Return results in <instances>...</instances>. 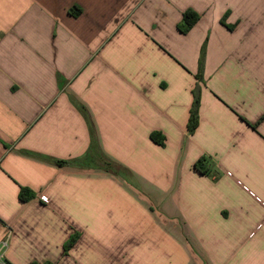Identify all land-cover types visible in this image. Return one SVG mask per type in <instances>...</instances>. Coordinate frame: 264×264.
I'll return each mask as SVG.
<instances>
[{"label": "crops", "instance_id": "crops-1", "mask_svg": "<svg viewBox=\"0 0 264 264\" xmlns=\"http://www.w3.org/2000/svg\"><path fill=\"white\" fill-rule=\"evenodd\" d=\"M3 241L7 264H264V0H0Z\"/></svg>", "mask_w": 264, "mask_h": 264}, {"label": "trees", "instance_id": "trees-1", "mask_svg": "<svg viewBox=\"0 0 264 264\" xmlns=\"http://www.w3.org/2000/svg\"><path fill=\"white\" fill-rule=\"evenodd\" d=\"M79 13H80V10L78 8H72L69 11V14H71L73 16H77ZM196 20H197L196 15L193 12H191V11L185 12L183 14L182 22L179 26V30H181L182 32H186L196 22ZM198 107H199V89L197 87H195L193 89V102H192L190 116H189V120H188V124H187L188 133H193L195 128L197 127V124H198ZM150 138L153 142H155L159 145L162 144L161 140L157 137L156 134H151ZM56 164L61 166V165L68 164V162L57 161ZM194 168L199 173H205V171H206L204 169V167L202 166V163L200 161H198L195 164ZM18 197H19V200L21 202H26L31 198V195H29V193H27V191L25 189H20ZM77 238L78 237L76 235H73L69 238V240L63 246L64 253H66L73 246V244L76 242ZM32 264H36V263H32ZM43 264H51V263H43Z\"/></svg>", "mask_w": 264, "mask_h": 264}, {"label": "built area", "instance_id": "built-area-1", "mask_svg": "<svg viewBox=\"0 0 264 264\" xmlns=\"http://www.w3.org/2000/svg\"><path fill=\"white\" fill-rule=\"evenodd\" d=\"M6 248V241L0 243V264H7L4 259V249Z\"/></svg>", "mask_w": 264, "mask_h": 264}]
</instances>
